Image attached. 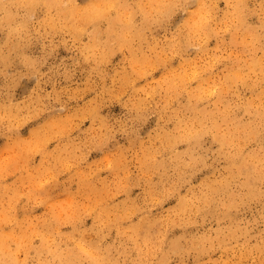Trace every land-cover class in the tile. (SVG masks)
<instances>
[{
  "label": "clouds",
  "instance_id": "clouds-1",
  "mask_svg": "<svg viewBox=\"0 0 264 264\" xmlns=\"http://www.w3.org/2000/svg\"><path fill=\"white\" fill-rule=\"evenodd\" d=\"M0 264H264V0H0Z\"/></svg>",
  "mask_w": 264,
  "mask_h": 264
}]
</instances>
